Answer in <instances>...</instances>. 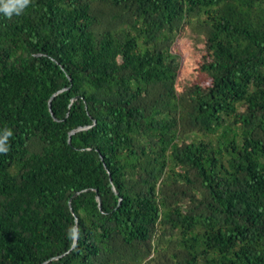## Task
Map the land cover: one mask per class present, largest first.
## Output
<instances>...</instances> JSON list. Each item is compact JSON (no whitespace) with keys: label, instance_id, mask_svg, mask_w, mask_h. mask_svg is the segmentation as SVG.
<instances>
[{"label":"trees","instance_id":"16d2710c","mask_svg":"<svg viewBox=\"0 0 264 264\" xmlns=\"http://www.w3.org/2000/svg\"><path fill=\"white\" fill-rule=\"evenodd\" d=\"M0 264H264V0H0Z\"/></svg>","mask_w":264,"mask_h":264},{"label":"rangeland","instance_id":"374dc122","mask_svg":"<svg viewBox=\"0 0 264 264\" xmlns=\"http://www.w3.org/2000/svg\"><path fill=\"white\" fill-rule=\"evenodd\" d=\"M200 48H201V46H200ZM188 51H193V52L195 51L194 53H196V52L200 53V51L198 49L190 48L189 50L186 51V55H187ZM202 56H203L202 53L199 54V57L193 61L194 64H193V66H191L189 68V71L185 70V74H184L185 79H183L184 83H183V86L178 85L179 91H182V89L184 88L185 85L189 86V85H192L194 83L199 84V85L204 86V87L209 85L210 79L197 71V68L199 66V62L202 61ZM199 58H201V59H199Z\"/></svg>","mask_w":264,"mask_h":264},{"label":"water","instance_id":"95a60500","mask_svg":"<svg viewBox=\"0 0 264 264\" xmlns=\"http://www.w3.org/2000/svg\"><path fill=\"white\" fill-rule=\"evenodd\" d=\"M48 107H49V112H50V114H51V102H49L48 103ZM81 129H76V130H73L71 133H70V135L69 136H71L72 134H74V133H76V132H78V131H80ZM69 141H68V143H69V145H70V137H69V139H68ZM111 181V180H110ZM115 194L117 195V193L115 192ZM75 195H77V194H75ZM96 198H97V200L99 201V197H98V195L96 194ZM99 205V207H100V204H98ZM69 208H70V211H71V213L73 212V210H72V208H71V204H70V202H69ZM74 232H75V239H74V243H73V246L75 245V243H76V241H77V238H78V231H77V227H75L74 228Z\"/></svg>","mask_w":264,"mask_h":264}]
</instances>
